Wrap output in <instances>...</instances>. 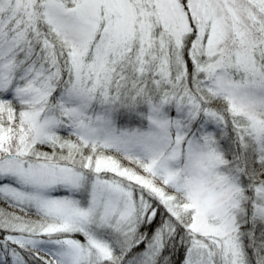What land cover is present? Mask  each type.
I'll return each instance as SVG.
<instances>
[{"label":"snow or ice","instance_id":"obj_1","mask_svg":"<svg viewBox=\"0 0 264 264\" xmlns=\"http://www.w3.org/2000/svg\"><path fill=\"white\" fill-rule=\"evenodd\" d=\"M0 264H264V0H0Z\"/></svg>","mask_w":264,"mask_h":264}]
</instances>
